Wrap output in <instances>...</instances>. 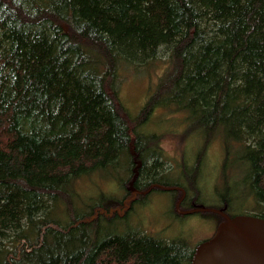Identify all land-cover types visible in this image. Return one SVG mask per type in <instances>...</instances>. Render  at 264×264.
Masks as SVG:
<instances>
[{
  "label": "trees",
  "instance_id": "16d2710c",
  "mask_svg": "<svg viewBox=\"0 0 264 264\" xmlns=\"http://www.w3.org/2000/svg\"><path fill=\"white\" fill-rule=\"evenodd\" d=\"M160 58L153 91L128 115L123 73ZM263 82L264 0H0V264H191L200 242L154 235L136 213L166 195L173 222L208 215L217 227L222 214L179 211H226L240 148L246 184L264 200V147L243 130ZM168 128L183 151L204 149L176 179L161 167ZM214 143L220 206L200 193ZM98 176L121 198L84 200L78 185Z\"/></svg>",
  "mask_w": 264,
  "mask_h": 264
},
{
  "label": "rangeland",
  "instance_id": "374dc122",
  "mask_svg": "<svg viewBox=\"0 0 264 264\" xmlns=\"http://www.w3.org/2000/svg\"><path fill=\"white\" fill-rule=\"evenodd\" d=\"M162 62L164 60L160 58L153 65L140 68L137 72L130 70L123 73L118 96L121 106L128 115L133 117L137 116L139 110L147 100V96L153 91L158 76L162 73ZM249 90L253 91L252 85H250ZM159 116L160 114L154 117L153 123L158 120ZM177 116L178 114L173 115V117ZM262 120H264V94L255 98L252 109L243 126V130L246 132L247 144L258 149L264 147V125L262 124ZM170 127L172 130L176 129L177 133H181L178 120ZM163 128L164 126L157 125V129ZM171 128L164 129L167 133L164 134L160 141V146L164 152L161 167H163V170L171 168L173 170L172 172H175L174 178L176 179L177 173L175 169L178 168L180 170L182 167L192 168L194 157H197L198 152L203 154L204 149L200 147L197 151H194L196 145L194 147V145L190 144L187 148L188 152L183 151L181 147H185L188 143L183 145L182 139L175 137L174 133L169 131ZM147 131L149 130L147 129ZM241 145H244V142H241ZM219 151L220 149L217 144L212 145L205 159V165L202 163L203 169L200 175V184L202 185L203 193L201 191L200 193L205 195L204 197L207 201L204 199L202 203L206 205L220 206L219 204H221L213 193L215 178L210 177L211 172L216 173L218 171L221 159ZM241 158L242 153L240 148L234 153L233 168H230L229 165L228 172L227 174L225 173L226 183L229 187L227 193L229 200L226 204V211L223 213L228 218L248 216L264 220V200L249 190L246 184V173L241 164ZM91 180L92 182L85 180L78 185V190L84 196V200L96 197L101 191L106 194H111L115 198H121L122 192L114 183L100 176L93 177ZM82 183H85L82 186L83 191L79 189ZM190 194L193 195L194 191H190ZM168 209H170V206L168 207L167 196H155L153 194L148 197L145 208H138L134 223L142 229L151 231L154 235L169 236L172 233L183 230L189 233L193 240L197 242L208 239L216 228V220L208 215H205L206 219L193 216L181 227L177 222L171 220L167 214Z\"/></svg>",
  "mask_w": 264,
  "mask_h": 264
},
{
  "label": "water",
  "instance_id": "95a60500",
  "mask_svg": "<svg viewBox=\"0 0 264 264\" xmlns=\"http://www.w3.org/2000/svg\"><path fill=\"white\" fill-rule=\"evenodd\" d=\"M151 189L152 187L149 190ZM179 212L186 215L195 212H214L222 214L225 219V222L217 225L208 239L195 247L191 264H264L263 219L248 216L228 218L218 210L204 207Z\"/></svg>",
  "mask_w": 264,
  "mask_h": 264
},
{
  "label": "bare ground",
  "instance_id": "6f19581e",
  "mask_svg": "<svg viewBox=\"0 0 264 264\" xmlns=\"http://www.w3.org/2000/svg\"><path fill=\"white\" fill-rule=\"evenodd\" d=\"M198 209H200V208H198ZM195 210V209H194ZM192 211V210H191ZM184 212H186V211H184ZM203 213H205V212H203Z\"/></svg>",
  "mask_w": 264,
  "mask_h": 264
},
{
  "label": "flooded vegetation",
  "instance_id": "af4514ba",
  "mask_svg": "<svg viewBox=\"0 0 264 264\" xmlns=\"http://www.w3.org/2000/svg\"><path fill=\"white\" fill-rule=\"evenodd\" d=\"M215 231V230H214Z\"/></svg>",
  "mask_w": 264,
  "mask_h": 264
}]
</instances>
